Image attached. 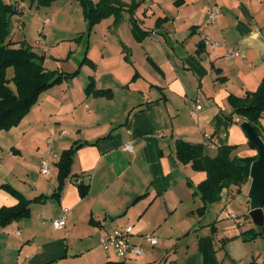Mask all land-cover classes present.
Masks as SVG:
<instances>
[{"label": "crops", "instance_id": "1", "mask_svg": "<svg viewBox=\"0 0 264 264\" xmlns=\"http://www.w3.org/2000/svg\"><path fill=\"white\" fill-rule=\"evenodd\" d=\"M115 1L124 5L118 18L89 26L88 69L44 92L18 126L0 134V187L43 198L31 203L29 217L0 228V264H264V226L250 216V176L242 187L224 189L202 215L197 191L207 173L177 158L184 141L203 145L209 157L229 146L235 158L258 160L242 129L249 121L230 99H244L264 82V0ZM212 5L221 9L216 23ZM91 85L110 94L96 96ZM196 105L202 110L194 116ZM260 122L264 141V114ZM76 147L59 192L58 165ZM78 179L89 187L84 197ZM17 204L0 189V208ZM65 209L66 226L57 230L53 222ZM128 226L144 255L106 253L101 238Z\"/></svg>", "mask_w": 264, "mask_h": 264}, {"label": "trees", "instance_id": "2", "mask_svg": "<svg viewBox=\"0 0 264 264\" xmlns=\"http://www.w3.org/2000/svg\"><path fill=\"white\" fill-rule=\"evenodd\" d=\"M37 6H50L56 0H31ZM85 19L91 27L101 21L115 16L119 17L124 5L115 0H79ZM20 14L13 5L0 0V134L19 125L39 97L52 87L61 84L79 74V70L71 74L52 71L44 66L45 55L39 56L26 42H14L11 38V26L14 16ZM89 62V61H88ZM14 69L12 79L7 77L9 69ZM96 96H108L109 91H95L92 85L88 89ZM236 114L247 119L262 137L263 126L260 122L264 114V82L255 93H250L244 99L231 97ZM252 145L254 143L251 141ZM78 147L65 151L59 168V192L65 180L71 175L73 159ZM233 147H221L217 156L209 157L204 153L203 145H195L184 141L177 142V158L183 164H191L195 171L207 173V179L199 187L197 193L201 196L203 207L200 214H205L208 207L221 199L224 189L232 186L242 187L250 176L251 158H235ZM81 196L88 194V186L78 185ZM5 190L18 200L15 207L0 208V228H5L15 221L30 216L32 202H41L42 197L28 200L22 193L10 185H2ZM59 195V194H57ZM106 264H120L111 263Z\"/></svg>", "mask_w": 264, "mask_h": 264}, {"label": "rangeland", "instance_id": "3", "mask_svg": "<svg viewBox=\"0 0 264 264\" xmlns=\"http://www.w3.org/2000/svg\"><path fill=\"white\" fill-rule=\"evenodd\" d=\"M3 2L13 5L20 12L12 19L11 38L14 42L28 43L39 56L43 55L46 47L50 48L44 63L49 60L48 68L51 70L61 68L64 72H73L78 68L88 69L85 65L90 63L84 64V57L89 47L91 48L88 38L90 23L84 17L79 0H56L50 6H37L31 0ZM28 8L29 14L22 13V10ZM34 10L38 11L33 12ZM84 31L87 32L85 37ZM43 33L47 38L42 36ZM13 76L14 69L11 68L7 77L12 79ZM0 144L5 145L4 134Z\"/></svg>", "mask_w": 264, "mask_h": 264}, {"label": "built area", "instance_id": "4", "mask_svg": "<svg viewBox=\"0 0 264 264\" xmlns=\"http://www.w3.org/2000/svg\"><path fill=\"white\" fill-rule=\"evenodd\" d=\"M220 14H221V9L217 7L216 5H212L209 11L210 22L216 23ZM204 43L206 45H211L213 47L219 46V44L211 42V40L208 38L204 39ZM230 55L232 57H242L243 58V55L237 51L231 52ZM201 110H202V107L200 105H196L192 114L196 116ZM207 144H210V143L207 142ZM49 149L52 150L53 147L50 146ZM125 150L132 151L131 145L126 146ZM50 171L51 170H50L49 163L46 161H43L41 165V174L45 178H48L50 177ZM76 183L79 185L82 183V181L78 179ZM68 214H69V210L65 209L63 217L53 222L55 229L63 230L65 228L66 219H67ZM133 232H134L133 227L128 226L122 230H116L113 233L105 235L104 237L101 238V241H100L102 249L106 253L113 254L120 259H124L127 257L143 256L144 255L143 249L132 243ZM144 239L146 240L148 244L153 245V246L157 245L159 242L158 238L153 235H145Z\"/></svg>", "mask_w": 264, "mask_h": 264}, {"label": "water", "instance_id": "5", "mask_svg": "<svg viewBox=\"0 0 264 264\" xmlns=\"http://www.w3.org/2000/svg\"><path fill=\"white\" fill-rule=\"evenodd\" d=\"M242 129L248 134L259 152L258 160L252 163L250 169L252 183L249 199L251 201L250 216L254 224L262 228L264 226V141L258 131L249 122H244Z\"/></svg>", "mask_w": 264, "mask_h": 264}, {"label": "clouds", "instance_id": "6", "mask_svg": "<svg viewBox=\"0 0 264 264\" xmlns=\"http://www.w3.org/2000/svg\"><path fill=\"white\" fill-rule=\"evenodd\" d=\"M256 36H258V33H253V38H255Z\"/></svg>", "mask_w": 264, "mask_h": 264}]
</instances>
